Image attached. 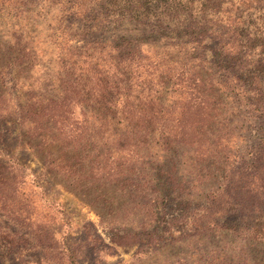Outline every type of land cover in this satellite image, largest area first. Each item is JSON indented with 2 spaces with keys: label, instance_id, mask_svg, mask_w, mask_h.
I'll return each mask as SVG.
<instances>
[{
  "label": "trees",
  "instance_id": "obj_1",
  "mask_svg": "<svg viewBox=\"0 0 264 264\" xmlns=\"http://www.w3.org/2000/svg\"><path fill=\"white\" fill-rule=\"evenodd\" d=\"M16 2L0 0V10ZM48 13L70 25L52 32L54 44L98 30L93 65L77 73L75 52L48 98L14 104L48 177L102 208L115 246L223 235L247 242L244 258L256 248L264 257V0H48ZM240 108L257 120L245 157L226 140ZM186 147L206 167L194 186L176 173ZM22 168L0 159V242L11 223L43 237L9 178Z\"/></svg>",
  "mask_w": 264,
  "mask_h": 264
},
{
  "label": "rangeland",
  "instance_id": "obj_2",
  "mask_svg": "<svg viewBox=\"0 0 264 264\" xmlns=\"http://www.w3.org/2000/svg\"><path fill=\"white\" fill-rule=\"evenodd\" d=\"M53 14L48 13V0H17L9 6L4 4L0 10V159L23 166L9 178L21 183L23 202L31 214L30 228L43 231V237L36 239L24 226L9 224L14 232L11 230L0 242V264H58L67 260L62 257L66 247L75 248L78 264H213L225 263L228 258L242 264L260 262L264 258L260 248L248 251L250 256L244 258L240 248H249L247 242L229 241L223 235L161 240L141 249L138 245L115 246L105 234L106 221L101 222L98 215L102 208L88 204L86 197L60 183L59 176L48 177L42 155L26 143L32 139L30 125L20 119L14 104H24L25 98L38 104V100L48 98L53 77L61 71L63 60L73 53L78 52L77 73L88 64L93 65L98 56L94 43H90L98 36V30L68 43L54 44L50 39L52 32L59 33L70 25L59 15L52 18ZM229 119L231 131L226 140L230 148L245 157L248 147L256 142L257 120L242 108ZM175 160L177 176L189 180L190 185L194 186L192 182L200 171H206L192 147L180 148ZM203 183L201 192L217 185L219 175Z\"/></svg>",
  "mask_w": 264,
  "mask_h": 264
}]
</instances>
